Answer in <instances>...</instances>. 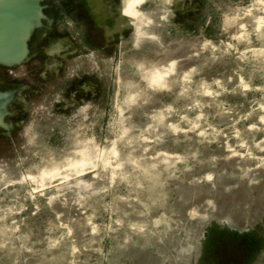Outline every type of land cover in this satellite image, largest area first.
<instances>
[{
  "label": "rangeland",
  "instance_id": "1",
  "mask_svg": "<svg viewBox=\"0 0 264 264\" xmlns=\"http://www.w3.org/2000/svg\"><path fill=\"white\" fill-rule=\"evenodd\" d=\"M40 4L0 63V264H264V0Z\"/></svg>",
  "mask_w": 264,
  "mask_h": 264
},
{
  "label": "water",
  "instance_id": "2",
  "mask_svg": "<svg viewBox=\"0 0 264 264\" xmlns=\"http://www.w3.org/2000/svg\"><path fill=\"white\" fill-rule=\"evenodd\" d=\"M30 7V19L27 24H23L22 22L18 24V28L16 30H6L3 33L6 35L7 33L11 34L14 32V39L9 41L12 42V47L9 50L3 49V56H0V63L10 65L13 63H17L22 61L29 52L28 44L35 32V30L40 26L41 19L43 18L42 6L40 4L41 0H29ZM6 5V4H5ZM2 10V6L0 7ZM2 13V12H1ZM24 16H22V21ZM26 18V17H25ZM5 60V61H4Z\"/></svg>",
  "mask_w": 264,
  "mask_h": 264
},
{
  "label": "bare ground",
  "instance_id": "3",
  "mask_svg": "<svg viewBox=\"0 0 264 264\" xmlns=\"http://www.w3.org/2000/svg\"><path fill=\"white\" fill-rule=\"evenodd\" d=\"M1 6L2 10H0V53L2 54L3 49L9 50L12 47V42L9 41V37H11V39H14L15 36L14 32L12 34L10 32L5 35L3 31L9 29L16 30L18 28V24H20L21 22L23 24H27L30 19V10L32 9V7H30V2H28L27 0H0V7ZM22 16H24V21H22L21 19ZM4 98L5 95L0 94V100L3 99L2 101H4ZM2 101H0V104H2Z\"/></svg>",
  "mask_w": 264,
  "mask_h": 264
}]
</instances>
